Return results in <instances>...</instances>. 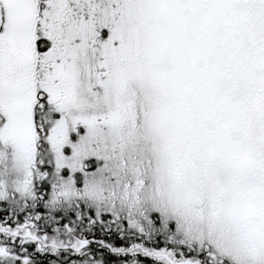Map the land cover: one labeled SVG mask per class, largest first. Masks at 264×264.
Masks as SVG:
<instances>
[{
    "label": "snow or ice",
    "instance_id": "snow-or-ice-1",
    "mask_svg": "<svg viewBox=\"0 0 264 264\" xmlns=\"http://www.w3.org/2000/svg\"><path fill=\"white\" fill-rule=\"evenodd\" d=\"M0 264H264V0H0Z\"/></svg>",
    "mask_w": 264,
    "mask_h": 264
}]
</instances>
